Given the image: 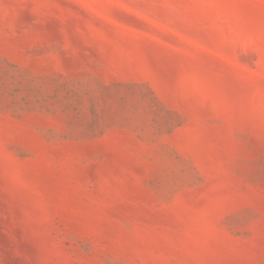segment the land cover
Instances as JSON below:
<instances>
[{"label":"rangeland","instance_id":"obj_1","mask_svg":"<svg viewBox=\"0 0 264 264\" xmlns=\"http://www.w3.org/2000/svg\"><path fill=\"white\" fill-rule=\"evenodd\" d=\"M0 264H264V0H0Z\"/></svg>","mask_w":264,"mask_h":264}]
</instances>
